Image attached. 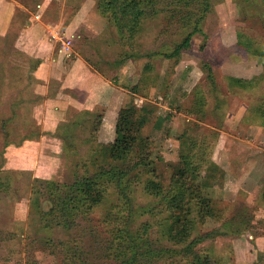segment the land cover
I'll return each mask as SVG.
<instances>
[{
    "label": "rangeland",
    "instance_id": "1",
    "mask_svg": "<svg viewBox=\"0 0 264 264\" xmlns=\"http://www.w3.org/2000/svg\"><path fill=\"white\" fill-rule=\"evenodd\" d=\"M16 1L42 16L20 41L18 30L0 38V264H71L70 257H77L72 264H109L105 248L119 240L101 224L104 210L71 217L58 210L76 180L111 168L125 173L128 205H118L131 215L129 239L139 236L141 250L151 251L141 255L142 264H191L196 256L264 264V0H161L129 43L102 15L100 0ZM77 15L86 21L73 22ZM52 24L76 32L73 52L43 34ZM192 31V47L167 58ZM77 55L88 70L128 89L119 113L129 116L128 134L135 135L145 116L146 140L129 150L125 145L116 161L99 147L100 127L92 135L102 107L73 106L58 126L47 123L46 100L54 103ZM43 62L49 78H36ZM158 118H164L160 127ZM189 152L185 167L181 156ZM184 167L192 196L183 211L198 214V187L212 208L194 222L191 239L199 241L190 248L189 241L183 248L169 239L174 218L163 198ZM228 167L242 175L247 169L262 182L229 195L223 189ZM235 181L230 176L232 186ZM112 196L117 202V193Z\"/></svg>",
    "mask_w": 264,
    "mask_h": 264
},
{
    "label": "trees",
    "instance_id": "2",
    "mask_svg": "<svg viewBox=\"0 0 264 264\" xmlns=\"http://www.w3.org/2000/svg\"><path fill=\"white\" fill-rule=\"evenodd\" d=\"M161 0H100L98 3V9L101 11L102 15L107 17L115 26L116 32L121 41L129 43L133 41L143 30L144 22L151 14L157 13L156 4ZM196 30H194L195 32ZM192 36L193 31L188 33L187 36L175 46L174 50L166 54L167 58H174L180 56L184 50H188L192 47ZM243 46H248L249 41L244 38L241 41ZM104 110L97 116L96 126L92 130V135L95 137L98 128L100 127L103 119ZM129 116L127 114H119L116 123V138L112 143H101L100 148L105 154H108V158L116 161L125 147L128 145L131 149L132 145L142 138L141 130L143 127V119L145 116L142 115V119L139 122L135 135L128 134L125 130ZM157 126L160 127L164 118H158ZM139 137V138H138ZM205 143H201L200 153L202 161H207L205 158L206 153ZM139 155L141 154V148L138 150ZM193 155L189 152L181 156V163L185 167L189 166V159ZM203 164V163H202ZM180 168L173 175V182L167 194L163 196L167 199V208L172 213L174 218L171 221L168 231L169 239L176 243L177 245H186L189 241L187 247H193L199 238H194L192 240V232L194 229V222L196 219H200L202 222L211 212L210 199L207 194L201 190L200 187L196 189V195L198 197V202L196 203L198 207V214L196 217H191L189 212L183 211L184 205L190 202L191 189H189L184 180L186 175V168ZM198 167V166H197ZM151 168V167H150ZM201 168L199 164V169ZM152 169V168H151ZM184 172L183 174H178V172ZM211 176V175H210ZM125 177V173L118 172L116 168H111V170L102 171L101 174L79 178L71 186L68 194L62 200V204L59 206V213L64 214L67 217H71L74 214H85L88 212L95 211L96 208H100L104 214L100 218L101 224L105 225L109 232L118 242H112L105 248V255L110 259L109 264H142L140 261L141 255H147L151 253L150 250H141L144 244L138 241L140 238L129 239L132 235L128 229V221L131 215L126 214L123 211L119 203H123L124 206L128 205L127 194H124L121 181ZM108 186H107V185ZM153 186H155L153 182ZM117 187L121 190L118 191ZM113 188V190L111 189ZM118 191V192H117ZM117 193V202H115L114 197ZM54 209V207H51ZM106 208V209H105ZM185 210V209H184ZM175 212H179L176 214ZM198 217V218H197ZM191 239V240H190ZM184 248V247H183ZM186 250L188 248L185 247ZM77 257H70L72 263L75 262ZM87 260L83 261L82 264H86ZM71 263V264H72ZM191 264H215L210 260L208 256L200 258L196 256L195 261Z\"/></svg>",
    "mask_w": 264,
    "mask_h": 264
},
{
    "label": "crops",
    "instance_id": "3",
    "mask_svg": "<svg viewBox=\"0 0 264 264\" xmlns=\"http://www.w3.org/2000/svg\"><path fill=\"white\" fill-rule=\"evenodd\" d=\"M22 7V4L16 0H0V38L6 37L13 30H18L19 35L15 37V40L20 41L26 31L33 32L31 28L38 24L37 14L39 11H33L28 7ZM24 8L26 9V13H29V17L25 19L23 18ZM17 14H20V17ZM78 16L79 15L75 16L73 22L76 23L79 19L82 23L86 21V18H78ZM94 17L96 16L94 15ZM65 31L69 34L76 33L68 29ZM43 34H46L47 37L49 35L46 29ZM47 49L49 50V45ZM76 57L77 58L69 66L65 77L62 78L61 89L55 98L52 99L54 103L51 105L48 104L49 100H51L50 97L46 100V106L43 112L47 114L50 111L51 114L47 119V123H50L51 126L53 125L54 127L58 126L59 123L66 118L68 109L73 106L87 110H94L97 107H102L104 114L100 126L99 140L107 144L112 143L116 138L117 119L119 113L124 108L129 96V91L120 85L114 84L109 77H106L102 73L99 72L96 75L93 71L88 70L87 61L82 56L79 57L77 55ZM34 75L36 78H49V68H47L46 64L43 62L38 66ZM67 89H70V92H68ZM231 168L232 169L229 167L227 168L223 187L224 191L227 190L232 193L229 195H238L240 189L245 185L253 187L255 184H260L262 182L260 178H258V180L255 179L256 175L252 177L251 171H247V169H244L246 174L242 175L240 170L234 167ZM232 175L236 177L237 180L234 186H232V183H229L230 176Z\"/></svg>",
    "mask_w": 264,
    "mask_h": 264
},
{
    "label": "built area",
    "instance_id": "4",
    "mask_svg": "<svg viewBox=\"0 0 264 264\" xmlns=\"http://www.w3.org/2000/svg\"><path fill=\"white\" fill-rule=\"evenodd\" d=\"M41 8V5L37 6ZM42 14L38 12L37 17L40 18ZM49 37L52 38L54 41L60 42L62 47V52L70 54L73 52L74 41L78 38V35L75 33H67L66 31L62 30L59 26L52 24L49 28Z\"/></svg>",
    "mask_w": 264,
    "mask_h": 264
}]
</instances>
